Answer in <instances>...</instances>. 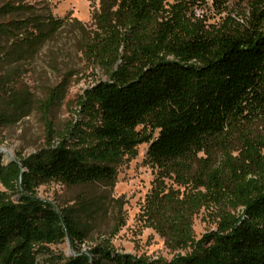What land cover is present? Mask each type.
Segmentation results:
<instances>
[{
    "label": "trees",
    "instance_id": "trees-1",
    "mask_svg": "<svg viewBox=\"0 0 264 264\" xmlns=\"http://www.w3.org/2000/svg\"><path fill=\"white\" fill-rule=\"evenodd\" d=\"M165 1L99 0L91 28L75 21L85 58L107 76L85 90L102 116L95 131L98 141L90 155L72 149L65 134L72 126L58 133L41 108L46 144L52 146L56 136L62 140L51 147L52 155L4 164L0 153V182L20 194L14 200L0 193V264H37L40 243L66 237L80 252L89 234L82 213L74 205L61 208L35 197L37 188L51 181L111 185L118 152L152 137L145 128L160 129L148 154L158 167L161 187L167 179L185 187L182 193L171 188L156 194L151 208L157 229L174 245L194 241L193 214L200 204L218 202L221 190L233 197V209H245L243 215L225 211L219 234L177 264H264V134L255 130V116L264 111V0L258 1L259 10L248 0L251 16L246 21L196 32L181 24L177 11L165 12ZM15 3L0 13L27 6ZM44 21L36 25V39H43L44 26L54 29L64 22ZM4 83L3 102L21 109L18 94ZM60 89L42 106L52 104ZM10 120L9 113H0V126ZM240 143L252 147V154L232 155ZM221 152L223 161L215 165ZM112 251L111 239L102 238L90 249L92 263L89 255L78 253L48 264H160L130 255L112 257Z\"/></svg>",
    "mask_w": 264,
    "mask_h": 264
},
{
    "label": "rangeland",
    "instance_id": "rangeland-1",
    "mask_svg": "<svg viewBox=\"0 0 264 264\" xmlns=\"http://www.w3.org/2000/svg\"><path fill=\"white\" fill-rule=\"evenodd\" d=\"M11 1L27 6L0 13L3 28L0 31V113L6 111L11 115V120L0 126L2 162L21 164L20 159H48L54 150L51 147L61 143V138L56 136L52 146L46 144L47 132L41 108L49 112L48 118L54 122L58 133L72 126L71 131L65 132L70 138L69 145L90 155L98 141L96 128L103 121L99 109L86 98L85 90L106 80L107 76L101 67L85 58L82 35L74 23L78 20L91 28L99 0H0V10ZM258 1L252 0V5L258 6L257 10L262 6ZM174 11L179 13L181 24L192 32L214 29L233 20L246 21L251 16L248 0H188L187 3L185 0H166L165 12L173 14ZM37 18L41 22H64L54 29L44 26L47 32L40 40L36 39ZM4 80L18 94L23 104L21 109L14 111L3 102L6 96L2 87ZM60 86L63 89L57 91L54 102L42 106L44 101L55 96L53 92ZM256 116L255 130L264 134V111ZM143 128L144 125L138 126L140 130ZM145 131L152 137L139 142L133 150L118 152L116 175L111 185L98 182L68 186L51 181L37 188L35 197L39 199L61 208L74 205L82 213V223L89 232L88 238L79 245L80 252L73 249L69 237L55 243H40L43 250L38 255L37 264H48L51 259L68 258L78 253L89 255L92 263L90 249L102 238L111 239L114 246L112 257L130 255L135 260L143 258L147 263L177 264L181 257H191L201 245H207L206 239L210 235L219 234L225 211L245 213L244 207L233 209V197L221 190L218 202L200 204L193 214L191 234L194 241L187 246L174 245L157 229L151 208L156 194L168 192L171 188L182 193L185 187L171 179L164 181L166 187H161L158 167L148 154L151 141L159 135L160 129L153 132L145 128ZM248 132L252 137V127ZM236 147L240 151L235 150L232 155L252 154L250 146L240 143ZM203 155L207 156L200 153ZM222 156L221 152L215 165L221 164ZM0 193H6L14 200L20 196L7 191L1 182ZM85 208L89 209L86 213L82 212ZM102 264L117 263L103 261Z\"/></svg>",
    "mask_w": 264,
    "mask_h": 264
}]
</instances>
